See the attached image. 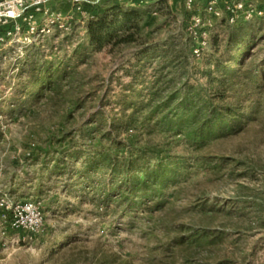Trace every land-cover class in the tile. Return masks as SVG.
Instances as JSON below:
<instances>
[{
    "label": "rangeland",
    "instance_id": "rangeland-1",
    "mask_svg": "<svg viewBox=\"0 0 264 264\" xmlns=\"http://www.w3.org/2000/svg\"><path fill=\"white\" fill-rule=\"evenodd\" d=\"M149 1L134 5L148 9L143 41L160 52L141 63L136 46L96 51L89 43L88 15L117 0L62 4L54 12L74 18L71 31L33 44L25 29L9 35L12 24L0 25V264H264V20H256L257 43L243 57L241 81L226 89L242 128L193 147L162 130L161 112L152 115L144 102L155 90L167 97L188 79L203 83L207 60L194 58L188 13ZM224 31L213 28L202 54L215 53L213 41ZM37 59L60 69L55 87L24 84L22 72ZM134 81L142 86L130 89ZM100 113L106 124L94 118ZM113 123L125 148L100 141ZM109 148L120 160L145 152L146 167L163 163L174 171L173 184L157 198L125 200L117 182L107 197L110 171L81 175L85 159L64 154ZM59 157L64 171L52 175Z\"/></svg>",
    "mask_w": 264,
    "mask_h": 264
},
{
    "label": "trees",
    "instance_id": "trees-1",
    "mask_svg": "<svg viewBox=\"0 0 264 264\" xmlns=\"http://www.w3.org/2000/svg\"><path fill=\"white\" fill-rule=\"evenodd\" d=\"M159 4L164 5V2H159ZM149 20V11L146 7L112 5L102 13L91 15L85 20L89 43L96 51L106 48L114 51L122 46H136L138 48L135 54L136 60L141 63L149 54L160 52L157 46L151 47L152 45L149 46L143 41L142 33ZM256 24L257 22L254 20L232 26L229 25L227 19L221 18L216 22L215 27H221L225 31L223 37H216L213 41L215 53L207 56L205 53H201L198 57L194 56L198 60L203 58L207 60L208 69L201 72L205 81L190 84L188 79L181 88L174 90L167 97H161L158 90L148 93L144 107L150 109L152 115L161 112L162 118L158 126L162 130L170 132L174 136H182L190 146L201 147L208 140L229 133L233 134L237 128H242V113L234 105L227 103L226 89L241 81L240 69L243 67V57L249 54V49L257 43L254 41L258 31ZM56 32L61 31L56 28L53 34ZM170 52L164 51L163 54L167 55ZM231 52L234 54L231 55ZM40 63L41 60L37 59L32 63L31 70L22 72L24 84L36 88L35 90L41 88L39 91L55 87L59 81L58 78H61L56 77L60 69L51 68L49 61H46L42 66ZM161 68L163 71L168 69L167 67ZM156 82V89H158L160 83ZM134 85L142 86L134 81L131 83L130 89ZM213 88L219 90V93H210ZM24 94L28 98L39 99L46 93H23V96ZM160 99H162L161 103L158 102ZM156 102L160 103L159 106L152 107ZM93 115L90 119L93 118ZM94 118L103 117L100 113L94 115ZM247 120L249 121V119L245 121ZM102 122L107 123L104 118ZM118 130L119 126L113 123L110 130L101 135L100 141L109 139L111 148L114 146L120 149L125 148L114 135ZM101 131L102 127L99 125L92 134L97 136ZM64 154L67 155L66 159H85L81 175L92 171L98 173L102 168L108 169L112 182L110 190L104 187L107 197L116 191L117 182L124 185L117 189L118 198L125 200L131 199L135 194H140L141 200L157 198L164 188L174 182L172 177L174 171L167 165L157 163L153 167H146L149 161L143 151H128L127 157L122 160L116 158L110 148L92 153L79 151ZM135 156H137L136 159H134ZM63 162L62 157H59L58 165L53 167L49 173L52 175L59 173L62 170L59 165L60 163L64 165Z\"/></svg>",
    "mask_w": 264,
    "mask_h": 264
},
{
    "label": "built area",
    "instance_id": "built-area-1",
    "mask_svg": "<svg viewBox=\"0 0 264 264\" xmlns=\"http://www.w3.org/2000/svg\"><path fill=\"white\" fill-rule=\"evenodd\" d=\"M56 1H67L75 7L87 2V0H0V25L12 24L9 35H20L25 29L28 44H33L42 36L52 34L56 28L61 32H70L74 18L65 19L61 14L48 8L49 3ZM192 6V1H189V10ZM41 17H44V24L39 22ZM221 18L227 19L229 25L234 26L242 22L264 20V10L256 2L248 0L229 2L222 8L217 0H210L203 12H191L187 28L198 43L194 49L197 57L208 46L210 33Z\"/></svg>",
    "mask_w": 264,
    "mask_h": 264
},
{
    "label": "crops",
    "instance_id": "crops-1",
    "mask_svg": "<svg viewBox=\"0 0 264 264\" xmlns=\"http://www.w3.org/2000/svg\"><path fill=\"white\" fill-rule=\"evenodd\" d=\"M98 1L99 0H91V5H96V3H98ZM117 1L118 2H113L112 4H114V5H120V4H122V5H134L135 2H137L138 0H117ZM143 1H146L145 4L147 2H150L149 0H143ZM189 1H192V3H193L191 10H189V7H188ZM209 1L210 0H158L157 3H158V5H160L159 2H164V6L165 5L170 6V8L173 11L184 10L188 13L187 18H189V15L193 11L203 12L204 8L207 6ZM217 1L219 2V6L222 8L226 3L234 2V1H241V0H217ZM248 1L256 2L260 6L264 5V0H248ZM64 3H68V2L67 1L51 2V3H49L48 8L53 12L54 11L58 12L59 10H61V8L63 7L61 5ZM102 11H104V10L101 9L100 11L99 10L94 11V12L90 13L88 15V17H90L91 15H96V14L102 13ZM11 27H12V25H11Z\"/></svg>",
    "mask_w": 264,
    "mask_h": 264
}]
</instances>
